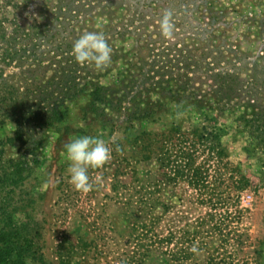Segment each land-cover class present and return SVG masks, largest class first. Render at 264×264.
I'll list each match as a JSON object with an SVG mask.
<instances>
[{"label": "trees", "instance_id": "1", "mask_svg": "<svg viewBox=\"0 0 264 264\" xmlns=\"http://www.w3.org/2000/svg\"><path fill=\"white\" fill-rule=\"evenodd\" d=\"M16 5L0 0V264H25L30 253L31 241L20 242L9 194L22 188L72 118L85 127L129 132L167 114L180 121L134 138L139 162L155 161L153 176L134 171L127 184L121 179L125 161L114 169L112 190L126 199L132 246L122 264H262L258 251L242 256L248 236L240 226V198L256 195L259 186L230 162L223 142L231 129L243 134L248 156L264 168V84L255 74L249 80L235 71L198 78L184 65L175 75L166 59L147 71L130 61L116 72L111 64L81 66L73 42L89 31L78 15L61 18L66 7L60 5L54 19L23 25L5 14ZM174 187L182 189L179 200L186 198L182 206L164 197ZM199 206L203 214L190 221Z\"/></svg>", "mask_w": 264, "mask_h": 264}, {"label": "rangeland", "instance_id": "2", "mask_svg": "<svg viewBox=\"0 0 264 264\" xmlns=\"http://www.w3.org/2000/svg\"><path fill=\"white\" fill-rule=\"evenodd\" d=\"M16 3V7L4 11L9 19L15 17L23 25L33 20L54 19L60 5L66 7L61 18L78 15L89 32L102 33L111 43L112 52L117 54L111 59L115 72L117 68L123 71L129 61L147 71L152 63L166 59L171 60L168 69L175 75L186 65L190 74L198 78L235 71L245 80L254 73L259 84H264V0H16ZM165 15L172 25L171 38L161 31ZM132 73L138 74L136 67ZM260 103L264 104V99ZM178 121L179 117L167 114L129 132H110L96 125L85 127L77 116L72 118L67 133L53 137L43 150L39 167L21 189L8 197L14 222L22 227L20 242L25 238L31 241L25 264H122L132 246L127 244L130 227H126L121 203L126 199H120L112 190L114 169L119 159L125 161L128 173L121 179L127 180V184L131 183L134 171L146 178L153 176L155 161L139 162L134 138L141 131H160ZM85 135L103 138L113 149V158L103 168L89 169L93 190L81 193L69 182L64 146ZM3 136L0 130V140ZM223 142L230 162L259 186L256 195L247 192L240 198V207L244 209L240 226L248 236L242 256L253 257L258 251L264 264V168L248 156L243 134L231 129ZM181 190L169 188L164 196L166 201L185 204L184 196L179 200ZM131 193L128 191L127 196ZM203 209L194 207L188 216L190 221L203 214Z\"/></svg>", "mask_w": 264, "mask_h": 264}, {"label": "clouds", "instance_id": "3", "mask_svg": "<svg viewBox=\"0 0 264 264\" xmlns=\"http://www.w3.org/2000/svg\"><path fill=\"white\" fill-rule=\"evenodd\" d=\"M161 31L171 38L172 25L167 15L162 18ZM72 55L81 66L94 64L96 69L104 70L111 64L112 48L102 33L87 32L73 42ZM64 147L69 161L70 184L77 192L92 191L89 169L103 168L112 160L113 149L103 138L88 135L76 137ZM190 251L197 252V246L193 245Z\"/></svg>", "mask_w": 264, "mask_h": 264}]
</instances>
